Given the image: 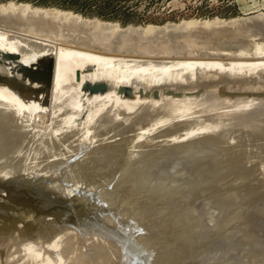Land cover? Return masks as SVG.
I'll return each mask as SVG.
<instances>
[{
    "label": "rangeland",
    "instance_id": "rangeland-1",
    "mask_svg": "<svg viewBox=\"0 0 264 264\" xmlns=\"http://www.w3.org/2000/svg\"><path fill=\"white\" fill-rule=\"evenodd\" d=\"M12 3H16V4L24 3L31 8L39 7L45 9L67 10L72 13L78 14L80 17L85 19H98L100 21L113 22L116 23L121 28L134 27V29H136L135 32L139 30V34L138 33H137L138 35L134 34L136 35V37L133 36L134 43L131 41L132 36L130 38L128 37L130 33L118 34V36L120 35L119 39L117 35H116L117 38L112 36L113 37L112 40L115 39L114 41L110 40L112 37H109L110 38L109 39L107 36L105 38L104 35L103 37H101L102 38L101 39L100 36L95 35L94 37L91 38L93 42H91L92 40L89 38L88 39L91 41L86 42L88 41V39L86 38L88 36L91 37L93 35L92 33L99 34L101 32L99 33L91 32L90 29L79 26L78 29L83 30L84 32L82 31L83 32L82 33L80 31L81 33L79 34L78 33L79 30L77 29L76 31V33H78L77 36L80 35L81 37L82 36L84 37L83 34L85 35L87 34L86 37L84 38L86 40L82 42L81 40H79V38H81L80 36L77 38L79 41L75 39L76 34L73 31H75L76 29L75 30L73 29L72 33H67V31L69 32V30L66 29L70 28L69 25L71 24L68 25L67 23H65L63 24L65 26H61L59 20L57 18H54L55 16L53 17V15L50 16L54 18L55 20L54 23L57 20L59 23L58 24L56 22L55 25H57L58 28L60 25L62 28H64L62 29L63 31L66 30L65 32H62V30L60 32L61 29L60 28L59 33L56 30L55 31L56 34H55L54 31L52 30L58 28L57 26L52 25V23L51 24L48 23V24L52 25L53 29L49 30L51 29L49 28L51 26L45 25L46 26V30H45V27H43L42 23L46 24L47 21L51 18L48 15H47L48 20H46V22L39 21L41 18L40 19L35 18L37 19L35 20L37 21V23H35L33 19L32 22H34L35 25H38L37 28L34 25H32L33 23L31 21H30L31 23L24 22L25 16L22 17V19L20 20H17L15 17L16 20L14 19L13 20L17 23V25H15V22L12 21L10 26L9 24L8 26L4 25L8 19L7 15H3L0 17V19L3 18L1 20H3L2 23H4L2 24L0 22L2 24V25L0 24V33L3 35L2 36L0 34V46L4 48V49L0 48V53H2L1 51L3 50L6 52L12 51L13 48L14 51H21V55H19L21 66L25 67L26 70H29V71L26 70L21 71V72L25 71V75L29 74L27 80L24 81V79H22L24 78L25 75L20 76L21 79L17 78L18 76L15 74V71H19L17 70L18 69L17 66H20V62H17V64L11 66L13 67L11 69L14 71V73L13 71H11L10 74H7L8 76L4 75L5 77L4 76L2 77L6 78L7 76V78H11L12 76V79L18 85L20 84V87L25 86L26 81H28L29 83L30 81L37 82L38 79L42 80L41 82L44 81V83H46V87L44 88L45 90H41L37 85H35V90L37 89L38 90L26 93L27 95H22L23 92L18 89L16 84L10 82L8 79L3 82L4 84L0 88L1 89L0 93L2 94L0 95V100H2V102L9 100L11 101V104L9 103L7 106L3 107L0 110L1 111L0 117L4 111L6 112L7 110H12V111H14L15 109L17 110V111L15 110L17 113L16 112L11 113V111L9 112V114L6 113L5 117H8L6 120H2V119L0 120V146L2 143H4L3 144L4 148L1 149L0 147V158H2L0 160V167L3 170L18 172V173L24 172L25 174L28 175V179L25 183L20 182L21 185H23L24 188L23 191H20V187L22 186L20 185V183H18L20 186L17 184L19 186V188H17V192L15 194L13 193L5 196V200L7 199L8 205L5 210V218L7 219L5 220L4 224L7 225L9 223H12V221L10 222L9 219L11 217L12 218L16 217V213H21L26 209L29 210L30 208H32L33 204H36L33 196L32 195L30 196L29 190L27 191V188L29 189L31 187L33 188L34 185L33 180L37 179L40 176H46L50 181V183L56 187L60 179L62 180V177L64 178L65 182L71 183L72 179H74V176L78 174H83L87 176L86 182L90 181L94 185L91 186L92 195L94 193L95 194L99 192L101 193L106 190V192L108 191L109 193L108 195L109 196L111 195L110 197L108 196L109 201H118L120 200V198L122 199L123 190L125 191L127 189H128L127 192L129 194L128 199H130L131 201L134 200L136 201L139 200L140 198H144L145 194L146 195L148 194L147 196H149V200L144 203L147 206L144 210L147 211V213L153 212V214L157 216L156 220H154L156 222L153 221L148 223L149 220L148 221L144 220L146 214L141 215L142 217L140 218L141 220L138 227V233H142L150 229H151L150 231L154 232L155 229H157L153 233L155 238V240L153 238L154 242L153 240L151 241L149 240V242L152 243V246L150 247L152 253L157 255V253H159V251L163 248H165V250L172 251L171 254L173 256L168 257V258L173 257L172 260H170V263L172 264H176L175 263L177 258L176 250L177 247L179 246L178 241L173 237V233H172L173 227L174 228L177 227L178 229L177 231L182 235V238L183 237H184L183 239L186 238L184 241H187L184 246L185 259L183 258L184 260L183 262H181L182 264H264V227L261 228V230L258 229L255 231V236L259 235L260 239L258 238L253 239L252 238L253 232L250 231L251 229L250 227L258 223L260 220L264 221V198L255 203L253 202L249 203V207H247L246 210H243V208H240L239 205H241L246 195H244L242 191L243 188L240 185V181L236 183V187H235L236 189L232 194L227 193L226 188L224 187L228 183V181L233 182V180L236 179H246L256 174L257 172L258 174H264V142L258 141L254 138H248L244 134L236 130L234 131L226 130L225 132V130L222 129V131L219 132L221 128L218 129V127L211 124L210 125L212 127L210 125L207 126V124L209 123L202 122V120H200L201 118L199 114L184 115L185 117L184 116L181 117L180 123H176L174 120L169 118L165 119L161 115L160 116L158 115L161 118L158 117V121H157L156 118L147 116L145 113L131 112L140 106L149 107L152 104L151 101H153V98L150 99L145 97L139 98L138 96H136L133 99H131V97L124 98L118 96L115 93L116 92L115 89L119 84H129V83H130L129 85L132 84L131 86H133L134 88H137L138 86H142L140 84H143L144 85L142 86L143 88L158 87L159 90L162 92L163 91L162 88L169 87V88H174L175 90H180L182 91V93H184L183 91H185L186 93V91L188 90L189 91H191L192 89L194 90L196 88H199L200 86V88H202V92L204 96L208 98H216L220 96L218 92L223 90V88H225V90H229L231 87L230 90H234L237 87L238 83H239L238 85H240L241 88L240 86H238L237 87L238 89L237 88L235 89L236 91H245L246 90L245 88H247L248 90L249 85L252 86V87L249 86V89L251 87L252 90L250 89L248 91H259V90L264 91V87H263L264 85H262L264 84L263 83L264 57H262L264 55V33H263L264 22L254 23L257 26L251 25L252 23L250 24L248 22L246 24H244V22L243 23L240 22L239 23L240 25L239 24L238 25L241 26V28L239 26L237 27V23H235L236 25L233 23L234 24L233 26V24H231L232 22H230L236 17H249L254 14H258L262 12L264 13V0H129V3L131 4L129 9H132V7L134 8L132 9L133 10L132 11L133 13H131L132 16H137L138 14L146 16L147 14H151V17L154 18L152 20H142L137 18H133L130 20H122L121 18L118 17H104L97 14H91L89 12H85L82 10H77L72 7L58 6L56 4H40V3H34L29 0H0V4L2 5V8L6 10L7 8L8 10H11L9 5ZM21 15H23V12H21ZM24 15L27 16L26 19L28 18L27 20L29 21L30 16L28 17L27 13ZM44 17L46 16H42V18ZM4 18H6V22H4ZM217 18L225 19L226 21L220 23L219 21H215V19ZM30 20H32V18ZM18 21L19 22L22 21V22L19 23ZM191 21L193 22L191 23ZM196 21H200V22H196ZM212 21L213 22L215 21V23L219 22L220 25H218L217 23L216 26V24H212ZM39 23L40 25L42 24L41 28H39L40 26ZM167 23L174 24L173 26L174 28L171 27L166 31L164 30L158 31L156 29L162 27ZM28 24L31 27H29ZM78 24L80 23H77V25ZM74 25H71V28H73ZM180 25L182 26V28ZM212 25L215 26L213 27ZM228 25L232 27V30L234 27L236 28H234V31L229 32L226 30L227 28L231 29V27ZM243 25L245 26L243 27ZM22 26L23 28L25 27L24 30L21 29ZM188 26L191 29H189ZM26 27L28 28L27 30H25ZM47 27L49 33L47 31ZM203 27L205 28L207 27V28L205 29ZM29 28L31 29L34 28L35 30L34 29L29 30ZM42 28H44L45 32L40 33L38 30ZM144 28L145 30H143ZM197 28L198 29L202 28V30H200L199 32ZM84 29L86 31H89V33L85 32ZM152 29L153 30L156 29L158 32L155 30L156 32L154 31L155 32L154 33ZM71 30L72 29H70V32ZM140 31L141 32L145 31L146 34H143L144 32L141 33ZM150 31H152L153 33H151ZM90 32L92 35H90ZM104 33L105 32H103V34ZM133 33L131 35H133ZM149 34L150 35L152 34L151 35L152 37ZM64 35H66L67 37ZM108 35L110 36L111 34ZM125 35L129 39L128 41H131L132 45L134 46H131V43H130L131 47L128 44H125V46L127 45L129 46V47L127 46L128 48L127 47L123 48L125 46L121 44L117 46L118 40L119 43L120 41L123 42ZM145 35H147V37ZM97 36L98 38H96ZM121 36L122 37L124 36L123 39ZM127 38L125 39L127 40ZM138 38L142 40H139ZM96 40L97 41L101 40L100 44L99 42H96ZM106 41L109 42L110 44L106 43ZM104 42L108 45L106 46ZM113 42L116 44H114ZM28 43H31L33 45L31 46V44H29L30 45L29 46ZM35 43H37V45H35ZM124 43H128V42H123L122 44ZM49 45L51 46L49 47ZM89 45H91V48ZM93 45H97V46L94 47ZM109 45H113L114 47L116 45L115 48L117 49L113 48L112 50V47ZM132 47H134L136 50L134 51L133 50L134 48ZM9 48L11 50H5ZM51 48H54L55 50L53 51L51 50ZM129 48H131L133 52ZM107 49L109 50L111 49L113 52ZM124 49L126 51H124ZM127 49H129L130 52ZM67 50L69 51L66 52ZM60 51L62 52L65 51L67 55H64L65 53L64 52L62 53ZM43 53L46 55H49L51 53L53 57V67H55V69L53 68L54 71L53 73H51L52 71L50 70L49 67V62H48L49 59H47L48 57H46V55L44 56ZM56 55L58 56L56 57ZM2 56L3 55H1L0 57ZM24 56L27 58H25ZM104 56H106L107 59H105ZM33 58H35V60ZM4 59H6V57L0 58V66L4 64L5 61ZM29 59L32 60L30 61ZM35 61L37 64L33 63L32 66L36 68L37 66L35 65H38L39 68L37 67V69L33 71V69L31 68L32 66L29 64L30 62H35ZM206 63L209 64L206 65ZM245 65H253L255 67L254 72L248 71L250 69L249 67H245L247 70H243ZM44 66L46 67L48 66V70H47L48 75L46 72L44 73L39 70L41 68H44ZM76 68H79L80 72H82L80 73V81L78 82L75 80ZM87 68H91V70L86 71ZM187 70L189 73L188 75H185V72H187ZM206 70L208 72L210 71L209 74L208 72H206ZM132 71H135L137 74L135 73L134 76H131ZM216 71L217 72L220 71L219 75L218 73L216 74ZM205 72L207 73L206 75L207 77H205V75H202ZM199 73H202L201 74L202 78L200 77L201 75ZM221 73L223 74L224 77L227 76V78H224ZM216 75L218 77L221 76V78H218ZM209 76L210 78L212 76L214 77L212 79L213 82L209 78ZM215 76L217 78H215ZM48 78L49 80H47ZM85 78L91 82L98 80L107 81L109 83V86L111 87L109 91L111 93L107 92L105 95L96 94L91 98L84 100L85 99L84 96L86 97L87 95L84 93V91H82L80 86ZM51 79H52V86H54L53 89H50ZM216 79L217 82H215ZM227 79H229L232 82L233 79L234 80L238 79L237 81L239 82L234 81L235 83L232 86H230L231 85L230 83L232 82L228 83L229 80ZM257 79H260L262 84L260 85L258 84L260 83V80L257 81L258 86L255 83H253L256 82ZM164 80H166V82ZM162 81H164L165 83ZM223 81H226L230 87L226 85L227 84L226 82L224 83ZM248 81L250 82L248 83ZM170 82L171 83L174 82L175 84L174 83H173L174 85L169 84ZM251 82L253 83V85L250 84ZM146 83L148 84L150 83V85L148 86ZM156 84L157 85L159 84L160 86L159 85L156 86ZM254 84L256 86H254ZM220 86L223 87L220 88ZM226 87L229 89H227ZM219 88L220 90H218ZM203 90H207V91L209 90V91L204 92ZM5 91L9 92L13 100L9 99V97H6V95L4 94ZM260 97H257L249 102L248 101L243 102V100H240L241 98L240 99L238 98L234 101L232 100L229 102L221 101L219 102V104L220 103L226 104L225 107H228L229 109L234 108L235 106L238 108H244L249 106L251 110H261L260 106L262 107V105H260L259 103H261V101H264V99ZM121 98L127 100L126 102H124V105L125 106L127 105L126 108L120 109L119 104L112 108L110 106L107 107L101 106L103 100H107L108 102L111 103H115V102L117 103L118 99ZM160 98L165 99L166 102L169 101L168 103H170V105L174 104L175 106L180 108L184 105L183 100L181 98L175 99L172 97H167L163 93L162 96L160 94ZM197 98L198 97L196 98L192 97L191 99H197ZM111 100H114L115 102ZM145 101H149V102H145ZM80 102L83 104V107L86 110L81 108L82 107L81 105L79 106ZM50 103L52 104V106H50ZM160 106L165 107V105H160ZM78 107L81 108V111L84 110L85 112L87 111V115H91L89 117L88 126H87V122H83L79 126V130L81 131L82 138L83 140L85 139V142H80L79 136L76 133V130L74 129L72 124L60 123L57 119V118L60 119L62 117L63 119L62 118L61 119L65 121L66 115L64 116V114H66L67 111L74 113V111H76ZM128 107H129L128 109L129 111L127 110L128 111L127 112L126 109ZM123 110L126 112H124ZM159 119L162 120V122ZM76 120H79V118L76 117L72 119V121H76ZM100 121L102 123L99 125ZM205 123L207 124L205 125ZM230 132L233 136H230L229 134ZM105 136L109 137L108 139L110 140L106 141L105 139V141H103L102 138H104ZM191 141L199 142L200 146L204 148L205 152H214V153L197 154V152H195V149L193 150L191 149L189 150L190 152H187L188 147L186 146L181 147L176 151H171L170 149H168V148H172L173 146H178L180 144H184L186 142H191ZM248 142H250L251 144ZM6 146H8V150H6ZM54 146L56 147L54 148ZM149 148L151 150L141 151ZM161 148L168 149V152L162 151ZM47 150L50 151L49 152L50 154L45 160L46 164L41 163L40 165L38 160L40 159L41 156H42L41 159H44L45 155L43 154ZM133 153L135 154L132 155ZM95 154L97 156H95ZM145 154L147 155L148 158L144 157L146 156ZM25 157L28 158L23 160ZM142 157L146 158V160L143 159ZM10 158L12 160V163H10ZM138 158H140V160ZM152 159L153 161H151ZM158 159H160V161L170 160V162H172L171 164L175 165V168L171 166H166L164 168H161L158 165L159 163H156L157 166L156 165L148 166L152 162H155L156 160H157L156 162H160ZM29 162L32 163L31 166H29ZM69 162L71 165L69 164ZM224 164L227 166L229 175L225 179H222L221 181H217V182L212 181L210 184H208L210 180L208 177L214 176L218 178L219 174L226 171V167ZM73 166H76V168L75 169L72 168ZM113 166L115 167L113 168ZM154 167L157 169H155ZM64 168L65 169L70 168L73 169V171L65 172ZM131 168L134 171L136 170L134 172L135 175L133 171H131ZM129 169L131 172L129 171ZM191 170L193 173L197 172L196 175L194 174L193 176ZM136 172L138 173V175ZM149 172H151V174ZM7 174H11V173H7ZM190 174L192 177L190 176ZM206 174H208L209 176ZM106 175L110 177V182H108V186L106 185L101 186V183H103L102 180ZM148 175H150L149 180L147 179ZM143 176L146 178H143ZM120 177H122L123 179ZM126 177L127 179H125ZM140 177H142L143 179ZM193 177H198V178H196L195 180V178ZM179 178H181L180 183H178L177 181V179ZM17 179L23 181L22 180L23 178L20 176L19 178L17 177ZM116 179L119 180V182ZM248 182L253 185L257 182V178L255 180L253 179V181L250 180ZM189 185L192 186L189 187ZM136 186L138 187L136 188ZM150 186L152 187L154 186L155 188H152ZM109 187L112 188V190ZM170 187L173 188L175 191L172 190ZM118 188H119V192H117ZM161 188L162 189L166 188V189L162 190ZM200 189L202 191H200ZM80 191L81 190L79 188H76L70 192L64 190V192L70 194L69 196H71L72 194L74 196L78 195ZM169 194L171 195L169 196ZM255 194H259L257 189ZM88 195L90 196L91 194ZM111 197L113 199H111ZM135 201L133 203H135ZM139 202H141V199L139 200ZM129 206L130 204H127L120 209L119 207H117L116 213L119 214L121 212L122 214H124V217L126 215H129V213L132 212L131 208L132 209L134 208V206L133 207L132 206L129 207ZM166 206L167 207L171 206L172 208H174V210L173 209L169 210L171 213L167 211L164 215L167 218H165L164 220L163 216L162 219L160 218V216L163 214H160L158 211L156 212V208H162V207L164 208ZM214 208L217 209L215 210ZM128 210H130L131 212L129 211L128 213ZM174 211L176 212V214ZM94 212L95 213H93V215L91 214L92 218L95 216L97 217V212L96 211ZM124 217L122 218L124 222L127 223L128 221L125 220ZM171 219H172L173 227L172 226L170 227L169 225L170 224L169 221ZM13 224L14 227L8 239L10 241H18L20 239V235H19L20 229L19 227H17V224H15L14 221ZM22 228L24 230L26 227H22ZM139 228H141L143 231ZM104 232L105 231L101 228V226H99L98 228H96L95 226L94 228L91 229L90 233L89 232L85 234L82 233L83 236L81 237V241L85 243L84 245H86L88 248L92 247L89 250H93L94 252L97 253L101 252L102 251L101 248L103 247L112 248L113 253L116 254L117 262L111 261L103 264H135L138 261V259H136L137 256H135V254L133 253V250L129 249L131 245L129 246L125 245L121 240L110 236L108 233H105L106 235L105 236ZM184 232L187 234V236L184 235ZM90 237L92 239H98L102 241L103 245L105 246L99 247L98 245L96 246L95 243L92 244L91 241L92 239ZM158 237L159 239L156 240V238ZM233 237L234 239H231ZM202 238L204 239L202 240ZM227 238H230L232 241L229 242L230 244L229 247L224 246L226 247L224 248L222 247V243ZM199 240H201V242H199ZM68 242L64 241L65 244L63 243V241L56 242L58 245L59 243H61L60 245L64 246L65 251H68L70 249L68 253L64 255V258L59 252L55 253L57 264H74V261L78 259L77 256L78 250H76V247L74 246L72 248L69 247L71 246V244L68 245V248L65 246L66 243ZM70 242L73 245V241ZM9 243L7 244L6 247L0 246L1 258L4 254L7 253V250L9 249L8 248ZM253 243L255 247L262 252V253H256L258 256L256 254L251 253V251H253L252 249L255 248L251 246V244ZM238 244L242 246L241 249L236 247V245ZM125 249L126 250L128 249L129 251L128 250L126 251ZM94 252H92V254H94ZM41 253H38L39 255L38 257L36 255L37 258L34 257L32 260H28L21 264H43L45 261V257L42 256ZM48 255H51V253ZM195 256H197V258H194ZM186 258H190V259H186ZM83 260H86V262ZM83 260H78V262L82 261V264H84L83 262H85V264L86 263L90 264L91 262V261L88 262L89 259L87 258ZM78 262H76L75 264H77ZM92 263L97 264V262L95 263L94 260L93 262H91V264Z\"/></svg>",
    "mask_w": 264,
    "mask_h": 264
},
{
    "label": "bare ground",
    "instance_id": "bare-ground-1",
    "mask_svg": "<svg viewBox=\"0 0 264 264\" xmlns=\"http://www.w3.org/2000/svg\"><path fill=\"white\" fill-rule=\"evenodd\" d=\"M4 7V6H3ZM9 7H10V9L11 10H8V8H7V10L6 9H3L2 8V5L0 4V17L1 16H3V15H7V17H8V19H7V22H6V18H4V22H6L7 23V25H6V23L4 24V23H2V21L3 20H1V19H3V18H1L0 19V22L2 23V24H4L5 26H8V24H9V26L11 25V23H12V21L13 22H15L14 20H20V19H22V17H24V22H29V23H31L32 21H33V19H34V22L35 23H37V21H35V20H37V19H35V18H41L39 21H42V22H46V20H48V16H52L53 15V17L54 18H57L58 20H59V22H60V25L61 26H65V25H63V24H65V23H67L68 25L69 24H71V25H74V27L73 28H71V25H69V27L70 28H67L66 30H69V32L67 31V33H72V31H73V29L75 30V31H73L74 33V35L76 36V40H78L77 38L80 36H77V34L79 33H81L83 30H79L78 29V27L79 26H81V27H85V28H88V29H90V31L91 32H97V33H99V32H101V33H99V34H94V33H92L91 34V32H90V35H92L91 37L90 36H88L86 39H91L92 37H94L95 35H98V36H100V38L101 37H103L104 35H105V38H106V36L109 38V37H115V38H117V36H118V34H121V33H125V34H129L128 35V37L130 38L131 36H132V42L134 41L133 40V36H135L136 37V35H134V34H139V30L137 31V32H135V30L136 29H134V27H131V28H129V27H127V28H121L120 26H118L116 23H113V22H107V21H100V20H98V19H85V18H82V17H80L78 14H75V13H72V12H70V11H67V10H59V9H45V8H39V7H34V8H31V7H29L28 5H26V4H24V3H18V4H16V3H12V4H10L9 5ZM21 12H23V15H21ZM24 12H26L27 14H28V17L30 16L31 18H32V20H30L31 18L29 17V21L26 19V15H24V14H26V13H24ZM8 13V14H7ZM19 14V15H18ZM20 15H21V17H20ZM48 15V16H47ZM20 18H19V17ZM42 16H46V17H44V18H42ZM50 16V17H51ZM5 17V16H4ZM15 17H16V19H15ZM19 19H18V18ZM53 17H51L48 21H47V23L45 24V23H42L43 24V27H45V30H46V26L47 25H50L51 23H52V25H54V26H57V25H55V23L57 22L58 23V20L54 23V18ZM47 18V19H46ZM14 19V20H13ZM23 21V20H22ZM22 21H18L19 23H21ZM31 21V22H30ZM51 21V22H50ZM215 21H219L220 23L221 22H224V21H226L225 19H219V18H217V19H215ZM215 21L213 22L212 21V24H216V26H217V23H218V25H220L219 24V22H216L215 23ZM34 22H32L33 24L32 25H34L36 28H37V26L38 25H35L34 24ZM193 21H191V23H192ZM196 22H200V21H196ZM230 22H232L231 24H235V23H237V27L240 25L239 23L240 22H244V24H246L247 22L248 23H252L251 25H256V24H254V23H256V22H264V13L262 12V13H258V14H254V15H252V16H249V17H236L235 19H233V20H231ZM229 22V23H230ZM0 23V24H1ZM41 23V22H40ZM40 23H39V25H40ZM48 23H50V24H48ZM54 23V24H53ZM77 23H80V24H78L77 25ZM1 24V25H2ZM41 24V25H42ZM59 24V23H58ZM193 24H195V23H193ZM192 24V25H193ZM207 24V23H206ZM234 24H233V26H234ZM239 24V25H238ZM3 25V26H4ZM15 25H17V23L15 22ZM22 25V24H21ZM29 25V24H28ZM39 26V28H41L42 26ZM46 25V26H45ZM52 25H50L51 27H49V28H51V29H49V30H52L53 28H52ZM59 25V28H58V26H57V28L58 29H55V30H52V31H54V33H55V31L57 30L58 31V33H59V29H60V32H61V30L62 29H64V28H62L61 26ZM76 25H77V28H76ZM190 25V24H189ZM191 25V26H192ZM201 25V24H200ZM200 25H198V26H200ZM205 25V24H204ZM210 25H211V23H210ZM236 25V24H235ZM151 26V25H150ZM174 26V24H170V23H167V24H165V25H163L162 27H159V28H156V27H154V28H156L158 31H160V30H164V31H166V30H168V29H170L171 27H173ZM181 26V25H180ZM183 26H186V25H183ZM202 26V25H201ZM207 26V25H206ZM209 26V25H208ZM213 26V25H212ZM211 26V27H212ZM215 26V25H214ZM213 26V27H214ZM228 26H230V25H228ZM245 25H243V27H244ZM257 26V25H256ZM28 27V26H27ZM26 27V29L25 30H27L28 28ZM29 27H31L30 25H29ZM33 27V26H32ZM80 27V28H81ZM178 27V26H177ZM231 27V26H230ZM240 28H241V26H239ZM20 28V27H19ZM18 28V29H19ZM25 28V27H24ZM24 28H23V26H22V28L21 29H23L24 30ZM135 28H137V27H135ZM141 28V27H140ZM140 28H138V29H140ZM174 28V27H173ZM181 28H182V26H181ZM180 28V29H181ZM186 28V27H185ZM188 28H189V26H188ZM195 28V27H194ZM199 28V27H198ZM197 28V29H198ZM203 28H205V27H203ZM207 28V27H206ZM205 28V29H206ZM234 28H236V27H234ZM234 28H233V30H232V27H231V29L230 28H227L226 30L227 31H234ZM239 28V29H240ZM31 28H29V30H30ZM32 29H34V28H32ZM31 29V30H32ZM42 29H43V31H42ZM42 29H40V30H38L40 33L41 32H45V30H44V28H42ZM70 29H72L71 30V32H70ZM77 29L79 30V32L78 33H76V31H77ZM156 29H152L153 30V32L156 30ZM189 29H191V28H189ZM188 29V30H189ZM29 30H28V32H29ZM35 30V29H34ZM65 30V31H66ZM85 30V29H84ZM143 30H145V28L143 29ZM148 30V29H147ZM156 30V31H157ZM199 30V32H200V30H202V28L201 29H198ZM236 30V29H235ZM47 31H48V27H47ZM51 31V32H52ZM65 31H63L62 30V32H65ZM81 31V32H80ZM155 31V32H156ZM157 31V32H158ZM26 32V31H25ZM36 32H37V30H36ZM84 32V31H83ZM82 32V33H83ZM85 32H88L89 33V31H86L85 30ZM103 32H105L104 34H103ZM133 32H135V33H133V35H131ZM141 32V31H140ZM144 32V33H143ZM143 32H141V33H143V34H146L145 33V31H143ZM147 32V31H146ZM151 33H153L152 31H150ZM154 32V33H155ZM163 32V31H162ZM202 32V31H201ZM33 33V32H32ZM35 33V32H34ZM48 33H49V31H48ZM53 33V34H54ZM106 33H108V34H111L110 36L108 35V34H106ZM1 34V33H0ZM36 34V33H35ZM44 34V33H43ZM56 34V33H55ZM64 34V33H63ZM112 34H114V35H112ZM137 34V35H138ZM2 35V34H1ZM34 35V34H33ZM45 35H47V34H45ZM84 35V37L82 38L81 36V38L83 39H81V38H79V40H81L82 42H84L86 39H84L85 37H86V35L85 34H83ZM102 35V36H101ZM117 35V36H116ZM150 35V34H149ZM152 35V34H151ZM150 35V36H151ZM161 35V34H160ZM164 35V34H163ZM3 36V35H2ZM13 36V35H12ZM39 36V35H38ZM42 36H44V35H42ZM50 36V35H49ZM55 36V35H54ZM64 36H66V35H64ZM71 36V35H70ZM74 36V37H75ZM98 36L96 37V38H98ZM120 36V35H119ZM119 36H118V39H119ZM146 37H147V35H145ZM156 36V35H155ZM159 36V35H158ZM8 37H9V35H8ZM40 37V36H39ZM53 37V36H52ZM67 37V36H66ZM72 37H73V35H72ZM113 37L110 39V40H112L113 39ZM122 37V36H121ZM124 37V36H123ZM123 37H122V39H123ZM144 37V36H143ZM152 37V36H151ZM18 38V37H17ZM46 38V37H45ZM95 38V39H96ZM125 38H127V36L125 35ZM124 38V39H125ZM47 39V38H46ZM73 39V38H72ZM74 39V40H75ZM88 39V41H86V42H89V41H91V40H89ZM102 39V38H101ZM124 39H123V42H128V43H124V44H122L123 42L122 41H120V43H119V40H118V45L117 46H119L120 44L121 45H124L125 46V44H128L129 46H130V43H131V46H134V45H132V42L131 41H128L129 39L127 38V40L125 39V41H124ZM139 39V38H138ZM138 39H136V40H138ZM145 39H147V38H145ZM150 39V38H149ZM13 40V39H12ZM49 40V39H48ZM69 40H71V39H69ZM78 40V41H79ZM108 40V39H107ZM115 40V39H114ZM114 40H112V41H114ZM121 40V39H120ZM135 40V41H136ZM139 40H142V39H139ZM63 41V40H62ZM64 41H65V38H64ZM100 41L101 40H96V42H99V44H100ZM111 41V42H112ZM28 42V41H27ZM39 42V41H38ZM37 42V43H38ZM81 42V43H82ZM91 42H93V40L91 41ZM91 42H90V44H91ZM95 42V41H94ZM103 42V41H102ZM101 42V43H102ZM37 43H35V45H37ZM51 43V42H50ZM72 43H74V42H72ZM80 43V42H79ZM105 43V42H104ZM106 43H109V42H107L106 41ZM105 43V44H106ZM114 43V42H113ZM112 43V44H113ZM134 43V42H133ZM137 43H138V41H137ZM29 44H31V43H28V45ZM46 44V43H45ZM69 44V43H68ZM77 44V43H76ZM93 44H95V43H93ZM110 44V43H109ZM114 44H116V43H114ZM113 44V45H114ZM136 44V43H135ZM33 44H31V46H32ZM48 45V44H47ZM108 44H106V46H107ZM113 45H109V46H111L112 47V50H113V48L114 49H117V48H115L116 47V45H115V47L113 46ZM127 45V46H128ZM30 46V45H29ZM39 46V45H38ZM41 46V45H40ZM51 45H49V47H50ZM83 46H84V44H83ZM85 46H86V43H85ZM87 46H88V44H87ZM90 46V48H91V45H89ZM94 47H96L97 45H93ZM102 46V45H101ZM100 46V47H101ZM127 46H125V47H123V48H126ZM128 46V47H129ZM130 46V47H131ZM135 46H137V45H135ZM10 47V46H9ZM48 47V48H49ZM66 47H67V45H66ZM71 47V46H70ZM99 47V48H100ZM104 47V46H103ZM102 47V48H103ZM127 47V48H128ZM0 48H3V47H1L0 46ZM65 48V47H64ZM105 48V47H104ZM107 48V47H106ZM132 48H134V47H132ZM4 49V48H3ZM14 49V48H13ZM12 49V51H10V52H17L19 55H21V51H14ZM94 49V48H93ZM96 49V48H95ZM130 50H131V48H129ZM129 49H127L129 52H130V50ZM138 49V48H137ZM2 50V49H1ZM5 50H11L10 48L9 49H5ZM51 50H55L54 48H51ZM61 50V49H60ZM75 50V49H74ZM105 50V49H104ZM107 50H109V49H107ZM111 49L109 50V51H112ZM134 51L136 50L135 48L133 49ZM133 50H131L132 52H133ZM4 51V50H3ZM69 50H67L66 52H68ZM72 51V50H71ZM116 51V50H115ZM118 51V50H117ZM124 51H126L125 49H124ZM2 52V51H1ZM6 52V51H5ZM60 52H62V51H60ZM65 54L64 55H67L66 54V52L65 51H63ZM62 52V53H63ZM113 52V51H112ZM76 53V52H75ZM77 53H78V51H77ZM79 53H81V52H79ZM125 53V52H124ZM34 54V53H33ZM84 54V53H83ZM86 54V53H85ZM111 54V53H110ZM2 55V53H0V56ZM40 55V54H39ZM43 55L45 56L46 54H44L43 53ZM73 55V54H72ZM87 55V54H86ZM94 55V54H93ZM132 55V54H131ZM58 55H56V57H57ZM2 57H6V59H4V60H2V61H4V64H2L1 66H0V88L3 86V82L5 81V80H9L10 82H12V83H14V84H16V86L18 87V89L19 90H21L22 92H23V94L22 95H27L26 93H29V92H31V91H37V90H35V85H37L38 87H39V89H41V90H45L44 88L46 87V83H44V81L43 82H41L42 80H39L38 79V81H40V82H34V81H30V83L28 82V81H26L25 83H26V85L25 86H21L20 87V84L18 85L13 79H12V76H11V78H7V74H10L11 73V71H13L11 68H13V67H11V66H14L15 64H17V62H20V59H19V57L18 58H10V57H8V56H2ZM2 57H0V58H2ZM25 57V56H24ZM46 57H48L47 59H49V67H50V70L52 71L51 73H53L54 71H53V68L55 69V67H53V61H52V59H53V57H52V55H51V53L49 54V55H46ZM69 57V56H68ZM97 57V56H96ZM100 57V56H99ZM101 57H103V56H101ZM105 57V59H107L106 58V56H104ZM25 58H27V57H25ZM24 58V59H25ZM29 58V57H28ZM31 58V57H30ZM36 58V57H35ZM35 58H33L34 60H35ZM40 58V57H39ZM41 59H42V57H41ZM103 59V58H102ZM114 59V58H113ZM7 60V61H6ZM30 60V59H29ZM32 60V59H31ZM30 60V61H31ZM43 60H45V59H43ZM73 60V59H72ZM74 60H75V58H74ZM73 60V61H74ZM110 60H111V58H110ZM22 61V60H21ZM42 61V60H41ZM106 61V60H105ZM28 62V61H27ZM36 62V61H35ZM75 62V61H74ZM98 62V61H97ZM108 62H109V60H108ZM183 62V61H182ZM195 62V61H194ZM2 63V62H1ZM226 63V62H225ZM229 63V62H228ZM23 64V63H22ZM131 64V63H130ZM177 64V63H176ZM179 64V63H178ZM207 64H209V63H206V65ZM19 65V64H18ZM24 65V64H23ZM30 65V64H29ZM55 65V64H54ZM119 65V64H118ZM140 65V64H139ZM173 65V64H172ZM227 65V64H226ZM225 65V66H226ZM229 65V64H228ZM20 66H21V62H20ZM25 66V65H24ZM26 66H28V65H26ZM222 66H224V65H222ZM16 67V66H15ZM14 67V68H15ZM18 67V66H17ZM30 67V66H29ZM46 66H44V68H41V69H39L41 72H46L47 73V70H48V66L45 68ZM110 67V66H109ZM115 67V66H114ZM119 67V66H118ZM120 67H122V66H120ZM143 67V66H142ZM157 67V66H156ZM187 67V66H186ZM245 67H249L248 69V71H251V72H254V69H255V67L253 66V65H245L244 66V68H243V70H247ZM98 68V67H97ZM155 68V67H154ZM158 68V67H157ZM163 68V67H162ZM182 68V67H181ZM17 69V68H16ZM16 69H14V70H16ZM77 69V68H76ZM109 69V68H108ZM161 69V68H160ZM165 69V68H164ZM18 70V69H17ZM91 70V68H87L86 69V71H90ZM96 70V69H95ZM104 70H106V69H104ZM120 70V69H119ZM149 70V69H148ZM159 70V69H158ZM188 70H189V68H188ZM188 70H187V72H185V75H188ZM218 70V69H217ZM22 71V70H21ZM21 71H15V74L18 76L17 78H20V76H24L25 75V71H23V72H21ZM27 71H29V70H27ZM76 71V70H75ZM83 71H84V69H83ZM195 71H196V69H195ZM72 72V71H71ZM127 72H128V70H127ZM204 72V71H203ZM206 72H208L207 70H206ZM199 73L200 75L202 74V75H205V77H207L206 75H207V73ZM210 72V71H209ZM209 72H208V74H209ZM211 72H213V71H211ZM13 73H14V71H13ZM80 73H82V72H80ZM105 73H106V71H105ZM136 72L135 71H132L131 72V76H134V74H135ZM218 73V75H219V73H220V71L219 72H217L216 71V74ZM223 73V72H222ZM221 73V74H222ZM32 74V73H31ZM74 74V73H73ZM137 74V73H136ZM214 74H215V72H214ZM220 74V75H221ZM4 75H7L6 76V78H3L2 76H4ZM29 75V74H28ZM28 75H25L24 76V78H22V79H24V81L25 80H27V77H28ZM47 75H48V73H47ZM202 75L200 76L201 78H202ZM213 75V74H212ZM225 75V74H224ZM210 76H211V74H210ZM210 76H209V78H210ZM214 76V75H213ZM211 77L210 79L212 80L214 77ZM217 76V75H216ZM215 76V78H217ZM222 76H223V74H222ZM226 76V75H225ZM5 77V76H4ZM31 77V76H30ZM47 77V76H46ZM195 77H196V74H195ZM224 77V76H223ZM260 77H262V76H260ZM13 78H15V77H13ZM52 78V77H51ZM201 78H199V79H201ZM204 78V77H203ZM218 78H221V76L220 77H218ZM224 78H227V76L226 77H224ZM238 78V77H237ZM21 79V78H20ZM37 79V78H36ZM86 79V78H85ZM85 79H84V81H85ZM195 79V78H194ZM193 79V80H194ZM198 79V80H199ZM205 79V78H204ZM208 79V78H207ZM231 79V78H230ZM34 80V79H33ZM46 80V79H45ZM47 80H49V78L47 79ZM46 80V81H47ZM53 80H54V77H53ZM75 80L78 82V81H80V78L79 79H77L76 77H75ZM74 80V81H75ZM87 80V79H86ZM219 80V79H218ZM227 80H229V79H227ZM238 80V79H237ZM236 79L234 80L233 79V82L232 81H228V83L229 82H232V83H230L231 85L230 86H232L235 82H239V81H237ZM244 80V79H243ZM260 79H257L256 80V82H253V83H255L257 86H258V84L260 85V84H262L261 83V80H260V83H258L257 84V81H259ZM17 81V80H16ZM83 81V82H84ZM165 82H166V80H164ZM164 81H162V82H164ZM207 81V80H206ZM209 81V80H208ZM235 81V82H234ZM247 81V80H246ZM51 86H50V89H53V87L54 86H52V79H51ZM82 82V83H83ZM141 82V81H140ZM161 82V83H162ZM164 82V83H165ZM178 82V81H177ZM180 82V81H179ZM201 82H202V80H201ZM212 82H213V80H212ZM211 82V83H212ZM215 82H217V79H216V81ZM224 83L226 82V81H223ZM242 82H244V81H242ZM250 81H248V83H249ZM263 82V81H262ZM59 83V82H58ZM57 83V84H58ZM143 83V82H142ZM158 83V82H157ZM161 83H160V85H161ZM174 83V82H173ZM173 83H169V84H173ZM194 83H195V81H194ZM206 83H209V82H206ZM227 83V82H226ZM228 83L226 84V85H228ZM253 83L251 82L250 84H252L253 85ZM264 83V82H263ZM81 84V83H80ZM130 84V83H129ZM136 84V83H135ZM139 84V83H138ZM148 86L150 85V83L148 84V83H146ZM168 84V83H167ZM167 84H165V85H167ZM175 84V83H174ZM173 84V85H174ZM187 84V83H186ZM213 84V83H212ZM223 84V83H222ZM237 84V83H236ZM239 84V83H238ZM237 84V87L238 86H240V85H238ZM240 84H242V83H240ZM254 84V86H256ZM23 85V84H22ZM49 85V84H48ZM55 85V84H54ZM132 85V84H131ZM140 85H142V86H144L143 84H140ZM153 85H154V83H153ZM159 85V84H158ZM157 84H156V86H158ZM159 85V86H160ZM164 85V86H165ZM179 85H180V83H179ZM179 85H177V86H179ZM191 85H194V84H191ZM197 85V84H196ZM196 85H195V88H196ZM225 85V84H224ZM262 85H264V84H262ZM261 85V86H262ZM36 86V87H37ZM111 86H113V85H111ZM229 86V85H228ZM227 86V87H228ZM229 86V87H230ZM249 86H251V85H249ZM249 86H248V90H250L251 89V87H250V89H249ZM254 86H253V88H254ZM133 87V86H132ZM136 87V86H135ZM139 87V86H138ZM138 87L137 88H134L133 87V90H136V89H138ZM200 87V86H199ZM219 87V86H218ZM223 86H220V88H222ZM226 87V88H227ZM236 87V88H237ZM264 87V86H263ZM57 88V87H56ZM80 88L82 89V84H81V86H80ZM110 86H109V88H108V90H106L105 92H93V93H91V94H89V92L88 91H85V90H83L82 89V91H84V93L87 95L86 97L84 96V100H86V99H89V98H91L92 96H94V95H105L107 92L108 93H111V92H109L110 91ZM152 88V87H151ZM220 88L218 89V90H220ZM235 88V89H236ZM240 88H241V86H240ZM239 88V89H240ZM143 89H146V88H143ZM150 89V88H149ZM163 89V88H162ZM174 89V88H173ZM180 89V88H179ZM182 89H183V87H182ZM202 89V88H201ZM207 89V88H206ZM227 89H229V88H227ZM230 89H231V87H230ZM229 89V90H230ZM233 89V88H232ZM234 89V90H235ZM238 89V88H237ZM246 90L245 91H248L247 90V88H245ZM1 90V89H0ZM77 90V89H76ZM80 90V89H79ZM116 94L118 95V96H121V97H131V99H133L134 97H136V96H138L139 98H148V99H150V98H153V101H151L152 102V104L149 106V107H146V106H140V107H137V109H135L134 111H131V112H140V113H145L147 116H150V117H154V118H156L157 119V121H158V117L161 115V116H163V118H165V119H167V118H169V119H172V120H174L176 123H180V121H181V117L182 116H184V115H188V114H199L200 115V120H202V122H207V123H209V124H207V123H205V125L207 124V126H209L210 124L211 125H214V126H216V127H218V129H220L219 130V132L220 131H222V129H224L225 130V132H226V130H228V131H234V130H236V131H239V132H241L242 134H244L246 137H248V138H254V139H256V140H258V141H261V142H264V101H261V103H259L260 105H262V107L260 106V108H261V110H251L250 108H249V106H247V107H244V108H238V107H234V108H231V109H229L228 107H225L226 106V104H219V102H221V101H234V100H236V99H240V100H243V102H249V101H251V100H254L255 98H257V97H260V96H258V95H255V94H252V95H249V96H251V97H248L247 95H234V96H226V95H221L220 94V92L222 91H216V92H218V94H220V96H218V97H216V98H208V97H206V96H204V94H203V92H202V90H201V92H200V94H186L185 93V91H183L184 93H182V96H175V95H169V94H165V96H167V97H172V98H181L182 100H183V106L180 108V107H177V106H175L174 104L173 105H170V103H168L169 101H165V99H162V98H160V97H158V98H156V97H154V96H141V95H139L138 93H136V92H134L131 96H129V95H125V94H119L118 92H117V87H116ZM114 90V91H115ZM193 90V89H192ZM191 90V91H192ZM195 90V89H194ZM223 90H225V88H223ZM252 90V89H251ZM253 90H255V89H253ZM257 90V89H256ZM113 91V90H112ZM189 91V90H188ZM204 92H206L207 90H203ZM209 91V90H208ZM207 91V92H208ZM260 91V90H259ZM52 92V91H51ZM182 92V91H181ZM211 92V91H210ZM216 92H214V93H216ZM254 92H256V91H254ZM25 93V94H24ZM5 95H6V97H9V99H12L13 100V98L10 96V94H9V92H7V91H5V93H4ZM0 95H2L1 93H0ZM161 96H162V93H161ZM24 97V96H23ZM80 97V96H79ZM82 97V96H81ZM196 98V97H198L197 99H191V98ZM51 98V97H50ZM260 98H263L264 99V97L263 96H261ZM83 100V101H84ZM111 101H113V102H115L114 100H111ZM127 100H125V99H118V101H117V103L115 102V103H111V102H108L107 100H103L102 101V104H101V106H105V107H107V106H110L111 108L112 107H115L116 105H118L119 104V106H120V109H123V108H126V106L124 105V102H126ZM51 102V101H50ZM65 102V101H64ZM145 102H149V101H145ZM11 104V101L9 100V101H3L2 102V100H0V110L3 108V107H5V106H7L8 104ZM142 104H144V103H142ZM249 104V103H248ZM82 106L81 108H83V109H85L84 107H83V104L80 102L79 103V106ZM130 105V104H129ZM133 105V104H132ZM160 105H165V107H162V106H160ZM43 106V105H42ZM50 106H52V104L50 103ZM38 107V106H37ZM44 107V106H43ZM42 107V108H43ZM52 108V107H51ZM81 108H79L78 107V109H76V111H74V113H71V112H69V111H67L66 112V114H64V116L66 115V120L65 121H63L61 118L59 119V118H57L58 119V121L60 122V123H66V124H72V126L74 127V129L76 130V133L78 134V136H79V140H80V142H85V139L83 140V138H82V133H81V131L79 130V126L83 123V122H87V126H88V122H89V117L91 116V115H87V111L85 112V110L84 111H81ZM40 109V108H39ZM129 109V107L126 109V111ZM16 110V109H15ZM12 111V110H7L6 112L4 111H2L3 113H2V115H1V117H0V120L2 119V120H6L8 117H5V115H6V113H8L9 114V112L11 111V113H14V112H16V111ZM33 110H35V109H33ZM124 111V110H123ZM126 111H124V112H126ZM129 111V110H128ZM127 111V112H128ZM19 112V111H18ZM83 112H84V114H83ZM96 112H97V110H96ZM0 113H1V111H0ZM17 113V112H16ZM42 113V112H41ZM58 113V112H57ZM94 113V112H93ZM92 113V114H93ZM56 114V113H55ZM59 114V113H58ZM159 115V116H158ZM192 116V115H191ZM79 118V120H76V121H72V119H74V118ZM185 117V116H184ZM159 118H161V117H159ZM162 118V119H163ZM104 119V118H103ZM160 120V119H159ZM164 120V119H163ZM161 122H162V120H160ZM159 121V122H160ZM72 122V123H71ZM102 122L100 121V123H99V125L101 124ZM111 123V122H110ZM29 125V124H28ZM44 125V124H43ZM189 125V124H188ZM210 125V126H211ZM55 126V125H54ZM204 126V125H203ZM212 127V126H211ZM216 127H214V128H216ZM205 128V127H204ZM217 129V130H218ZM50 130V129H49ZM129 130V129H128ZM215 130V129H214ZM223 130V131H224ZM25 131V130H24ZM51 131H52V128H51ZM95 131V130H94ZM172 131H174V130H172ZM207 131V130H206ZM26 132V131H25ZM217 132V131H216ZM218 132V133H219ZM238 132V133H239ZM40 133V132H39ZM97 133V132H96ZM109 133V132H108ZM101 134V133H100ZM103 134V133H102ZM105 134V133H104ZM220 134V133H219ZM224 134V133H223ZM230 134V136H233L232 134H231V132L229 133ZM40 135V134H39ZM226 135H227V133H226ZM224 137V136H223ZM109 137H107V136H105L104 138H102L103 139V141H105V139H106V141H108V140H110V139H108ZM126 138V137H125ZM236 139V138H235ZM241 139V138H240ZM32 140H35V139H32ZM247 142V141H246ZM245 142V143H246ZM28 143V142H27ZM242 143H243V141H242ZM248 143H250V142H248ZM3 144L4 143H2L1 144V149L2 148H4V146H3ZM251 144V143H250ZM109 145V144H108ZM244 145V144H243ZM184 146H186V147H188V150H187V152H190L189 150H193V149H195V152H197V154L199 153H201V154H211V153H214V152H205L204 151V148H202L201 146H200V144H199V142H194V141H191V142H186V143H184V144H180V145H178V146H173L172 148H168V149H170L171 151H176L177 149H179V148H181V147H184ZM248 146V145H247ZM56 146H54V148H55ZM107 147V146H106ZM109 147V146H108ZM252 147V146H251ZM113 149V148H112ZM168 149H162L161 148V150L162 151H167L168 152ZM248 149V148H247ZM6 150H8V146H6ZM33 150V149H32ZM100 150V149H99ZM147 150H151L150 148L149 149H144V150H141V151H147ZM250 150H251V148H250ZM141 151H138V152H141ZM50 151L49 150H47V151H45L44 152V154L43 155H45V157H44V159H41V157H40V159L38 160V162L40 163V165H41V163H43V164H46V162H45V160L47 159V157H48V155L50 154L49 153ZM101 152H103V151H101ZM105 152V151H104ZM253 152V151H252ZM255 152V151H254ZM135 153H137V152H135ZM135 153H133L132 155H134ZM151 153V152H150ZM156 153V152H155ZM256 153V152H255ZM259 153V152H258ZM260 153H261V151H260ZM107 154H108V152H107ZM106 154V155H107ZM126 154V153H125ZM148 154V153H147ZM217 154V153H216ZM24 155V154H23ZM100 155V154H99ZM102 155V154H101ZM104 155H105V153H104ZM146 155V154H145ZM152 155V154H151ZM150 155V156H151ZM95 156H97L96 154H95ZM103 156V155H102ZM109 156H110V154H109ZM263 156V155H262ZM101 157V156H100ZM112 157V156H111ZM130 157V156H129ZM144 157H147V155L146 156H144ZM153 157V156H152ZM257 157H259V156H257ZM26 158H28V157H25L23 160H25ZM113 158V157H112ZM111 158V159H112ZM136 158V157H135ZM143 158V157H142ZM148 158V157H147ZM157 158V157H156ZM159 158V157H158ZM160 158H163V157H160ZM165 158V157H164ZM261 158V157H260ZM2 158H0V160H1ZM74 159V158H73ZM139 160H140V158H138ZM143 159H145L146 160V158H143ZM81 160V159H80ZM97 160V159H96ZM101 160V159H100ZM102 160H103V158H102ZM159 161H160V159H158ZM133 161H135V160H133ZM141 161H143V160H141ZM140 161V162H141ZM149 161H150V159H149ZM151 161H153V159L151 160ZM157 161V160H156ZM152 162L150 165H148V166H154V165H156L157 166V164L156 163H159L158 165L161 167V168H164V167H166V166H171V167H174L175 168V165H173V164H171L172 162H170V160H163V161H160V162ZM262 161H263V159H262ZM81 162V161H80ZM90 162H92V161H90ZM90 162H88V163H90ZM112 162V161H111ZM114 162H115V160H114ZM128 162V161H127ZM126 162V163H127ZM131 162V161H130ZM10 163H12V160H11V158H10ZM109 163V162H108ZM134 163V162H133ZM65 164H67V163H65ZM64 164V165H65ZM69 164H70V162H69ZM76 164V163H75ZM78 164V163H77ZM84 164V163H83ZM115 164H117V163H115ZM143 164V163H142ZM262 164V163H261ZM32 165V163L31 162H29V166H31ZM71 165V164H70ZM112 165H114V164H112ZM126 165V164H125ZM124 165V166H125ZM127 165H129V164H127ZM198 165H200V164H198ZM225 165V164H224ZM258 165V164H257ZM67 166H69V165H67ZM116 166V165H115ZM115 166H113V168L115 167ZM123 166V167H124ZM132 166V165H131ZM147 166V167H148ZM155 166V167H156ZM196 166V165H195ZM194 166V167H195ZM212 166V165H211ZM5 167H7V166H5ZM5 167H3V168H5ZM88 167V166H87ZM90 167V166H89ZM117 167V166H116ZM143 167V166H142ZM141 167V168H142ZM154 167V168H155ZM199 167V166H198ZM225 167H226V171H224L223 173H221V174H219V177L217 178V177H214V176H210V177H208L210 180H209V183L208 184H210L212 181H221L222 179H225L228 175H229V173H228V169H227V166L225 165ZM259 167V166H258ZM72 168H76V166H73ZM86 168V167H85ZM91 168H93V167H91ZM122 168V167H121ZM126 168V167H125ZM128 168V167H127ZM145 168V167H144ZM212 168V167H211ZM108 169V168H107ZM112 169V168H111ZM118 169V168H117ZM139 169V168H138ZM138 169H137V171H138ZM155 169H157V168H155ZM197 169H199V168H197ZM257 169V168H256ZM260 169V168H259ZM86 170V169H85ZM125 170V169H124ZM151 170H152V168H151ZM194 170V169H193ZM211 170V169H210ZM263 170V169H262ZM64 171L66 172V171H73V169H70V168H64ZM110 171V170H109ZM129 171H130V169H129ZM131 171H133V173L136 171H134L132 168H131ZM130 171V172H131ZM148 171V170H147ZM203 171V170H202ZM214 171V170H213ZM216 171V170H215ZM88 172V171H87ZM104 172H106V171H104ZM111 172V171H110ZM109 172V173H110ZM115 172H116V169H115ZM157 172H160V171H157ZM191 172H192V170H191ZM255 172V171H254ZM108 173V172H107ZM127 173V172H126ZM133 173H131V174H133ZM137 173V172H136ZM140 173V172H139ZM144 173V172H143ZM150 174H151V172H149ZM193 173V172H192ZM191 173V174H192ZM196 173L197 172H194L193 173V176H194V174L196 175ZM213 173H215V172H213ZM212 173V174H213ZM256 173V172H255ZM260 173H262V172H260ZM88 174H90V173H88ZM92 174V173H91ZM95 174V173H94ZM153 174V173H152ZM175 174H177V173H175ZM189 174V173H188ZM191 174H190V176H191ZM203 174H204V172H203ZM210 174V173H209ZM115 175V174H114ZM114 175H113V177H114ZM119 175H120V173H119ZM126 175V174H125ZM134 175H135V173H134ZM137 175H138V173H137ZM141 175V174H140ZM199 175V174H198ZM200 175H202V174H200ZM206 175H208V174H206ZM91 176V175H90ZM122 176V175H121ZM127 176V175H126ZM133 176V175H132ZM142 176V175H141ZM209 176V175H208ZM218 176V175H217ZM86 177L87 176H85V175H83V174H78V175H76V176H74V179H72V181H71V183L70 182H65L64 181V178L62 177V180L60 179V181H59V183L56 185V187L55 186H53L51 183H50V181L48 180V178L46 177V176H40V177H38L37 178V180H36V184H34L33 185V188L31 187L30 189L29 188H27V191L29 190V194H30V196L32 195L33 196V198H34V201H35V203L36 204H33V206H32V208H30L29 210H24V211H22L21 213H16V217H14V218H8L9 220H10V222L12 221V223H9V224H7V225H5L4 224V222H5V220L7 219V218H5V210H6V208H7V199L5 200V196H7L8 194L10 195V194H15L16 192H17V188H19V186L21 185V183H20V185L18 184V183H12V184H10V185H8V186H0V246L1 247H6L7 246V244L9 243V249L7 250V253L6 254H4L3 256H2V258L0 257V264H21V263H23V262H26V261H28V260H32L34 257H36V255H37V257L39 256L38 255V253H41L42 254V256H44L45 257V261H44V263L43 264H57L56 263V256H55V253H57V252H59L61 255H62V257L64 258V255H66L67 253H68V251L70 250H68V251H65L64 250V246L62 245H60L61 243H59V245L56 243V242H58V241H63V243H64V241H69L68 243H66V247L68 248V245H70L71 244V246H69V247H76V250H78L77 252V256H78V259L77 260H75L74 261V264L76 263V262H78V260H83V259H85V258H87V259H89V261L88 262H93V260L95 261V263L97 262V264H103V263H106V262H111V261H116L117 262V259H116V254H114L113 253V251H112V248L111 247H103V248H101V250L102 251H104L103 249H105L106 251L104 252V255H102L101 253L99 254V253H97V252H94L93 250H89V249H91L92 247H87L86 245H84L85 243H83L82 241H81V237L83 236L82 235V233H90V231H91V229L92 228H94L95 226H96V228H98L99 226H101V228L105 231L104 232V235H105V233H108L110 236H112V237H114V238H118L119 240H121L125 245H127V246H129V245H131V247L129 248V249H132L133 250V253L135 254V256H137L136 257V259H138V261L135 263V264H172V263H170V260H172V258H168L169 256H173L172 254H171V252L172 251H170V250H165V248H163V249H161L160 251H159V253H157V255L156 254H153L152 253V250H151V246H152V243L151 242H149V240L151 241V240H153V238H154V235H153V233L157 230V229H155V231L154 232H152V231H150V230H146L145 232H142V233H138V227H139V223H140V218L142 217L141 215H145L146 214V216H145V219L144 220H146V221H148L149 220V222L148 223H150V222H153L154 220H156V217L157 216H155L154 214H153V212L151 213H147V211H145L144 209L147 207L144 203L146 202V201H148L149 200V196H147L146 194H145V197L144 198H140L141 199V202H139V200H134L135 201V203H133L134 201H131L130 199H128L129 198V194H128V192H127V190H123V197H122V199L120 198V200H118V201H109V197L111 196H109L108 194V191L106 192V190L105 191H103V192H99V193H94L93 195H92V191H91V186H94L90 181H87L86 182ZM92 177V176H91ZM96 177V176H95ZM103 177V176H102ZM112 177V176H111ZM119 177V176H118ZM125 177V176H124ZM182 177V176H181ZM192 177V176H191ZM190 177V178H191ZM199 177V176H198ZM198 177H193V178H195V180H196V178H198ZM203 177V176H202ZM202 177H201V179H202ZM120 178H122V177H120ZM137 178V177H136ZM135 178V179H136ZM140 178H142V177H140ZM143 178H146V177H144L143 176ZM142 178V179H143ZM149 178H150V175H148V177H147V179L149 180ZM173 178V177H172ZM200 178V177H199ZM257 178V182L255 183V184H251V183H249L248 181H253V179L255 180ZM17 179V178H16ZM123 179V178H122ZM125 179H127V177L125 178ZM146 179V180H147ZM207 179V178H206ZM1 180V182H4V181H7V180H9L8 178H6V177H4V178H1L0 179ZM17 180H20V179H17ZM94 180V179H93ZM117 180V179H116ZM137 180H139V179H137ZM145 180V181H146ZM180 180H181V178H179V179H177V181H178V183H180ZM103 183H101V186H104V185H106V186H108V182H110V177L109 176H104V178H103ZM118 182H119V180H117ZM116 181V182H117ZM121 181H123V180H121ZM198 181V180H197ZM201 181V180H200ZM238 181H240V185L242 186V191H243V193H244V195H246V197L244 198V203H243V201H242V203H241V205H239L240 206V208H243V210H246L247 209V207H249V203H255V202H257V201H259V200H262L263 198H264V174H258V172L256 173V174H254V175H252L251 177H249V178H246V179H236V180H233V182L232 181H228V183L224 186L225 188H226V191H227V193H233L234 191H235V187H236V183L238 182ZM117 182V183H118ZM135 182V181H134ZM139 182H141V181H139ZM187 182V181H186ZM185 182V183H186ZM196 182V181H195ZM202 182V181H201ZM204 182V181H203ZM25 183V182H24ZM70 183V184H69ZM115 183V182H114ZM124 183V182H123ZM137 183V182H136ZM188 183V182H187ZM19 186H18V185ZM23 184V183H22ZM133 184V183H132ZM138 184H140V183H138ZM137 184V185H138ZM141 184H143V183H141ZM203 184H206V183H203ZM45 185H47V186H45ZM113 185V184H112ZM128 185H129V182H128ZM131 185V184H130ZM145 185V184H144ZM178 185V184H177ZM184 185V184H183ZM200 185V184H199ZM22 187H20V191H23L24 190V188H23V185H21ZM139 186V185H138ZM138 186H136V188L138 187ZM176 186V185H175ZM192 185H189V187H191ZM201 186V185H200ZM27 187V186H26ZM25 187V188H26ZM114 187V186H113ZM123 187H125V186H123ZM135 187V186H134ZM141 187H142V185H141ZM140 187V188H141ZM149 187V186H148ZM150 187H152V186H150ZM172 187H174V186H172ZM76 188H79L81 191H80V193L78 194V195H75V196H77V197H75L73 194L71 195V196H69L70 194H68L67 192H64V190H66V191H72V190H74V189H76ZM110 188V187H109ZM152 188H155L154 186L152 187ZM169 188V187H168ZM167 188V189H168ZM171 188V187H170ZM202 188V187H201ZM228 188V189H227ZM230 188V189H229ZM111 190H112V188H110ZM162 189V188H161ZM161 189H160V191H161ZM164 189V188H163ZM162 189V190H163ZM166 189V188H165ZM164 189V190H165ZM172 190H174L173 188H171ZM170 189V190H171ZM256 189H257V191L259 192V194H255V192H256ZM30 190H32V191H30ZM186 190H189V189H186ZM155 191H157V190H155ZM175 191V190H174ZM180 191V190H179ZM183 191H185V190H183ZM182 191V192H183ZM191 191V190H190ZM200 191H202L201 189H200ZM25 192H26V190H25ZM117 192H119V188H118V191ZM132 192V191H131ZM148 192V191H147ZM166 192V191H165ZM172 192V191H171ZM189 192V191H188ZM187 192V193H188ZM111 193V192H110ZM138 193V192H137ZM88 194H91L90 196L88 195ZM131 194V193H130ZM133 194V193H132ZM179 194H180V192H179ZM171 194H169V196H170ZM109 196V197H108ZM153 196H155V195H153ZM27 197V196H26ZM171 197H173V196H171ZM170 198V197H169ZM111 199H113L112 197H111ZM117 199V198H116ZM138 199V198H137ZM143 199V200H142ZM145 200V201H144ZM165 200V199H164ZM183 200V199H182ZM172 201V200H171ZM169 202V201H168ZM178 202V201H177ZM203 202V201H202ZM204 203H205V201H204ZM127 204H130V206H134V208L132 209L131 208V211L130 210H128V213H129V211L131 212V213H129V215H126L125 217H124V214H122L121 212L118 214V213H116V208L117 207H119V209L120 208H122V207H124L125 205H127ZM138 204V205H137ZM168 204V203H167ZM170 204V203H169ZM173 204V203H172ZM177 204V203H176ZM194 204V203H193ZM192 204V205H193ZM203 204V203H202ZM129 206V207H130ZM177 206H179V205H177ZM204 206H206V205H204ZM128 207V208H129ZM191 207V206H190ZM189 207V208H190ZM209 207V206H208ZM188 208V209H189ZM211 208H213V207H211ZM171 209H173L174 210V208H172L171 206H166V207H162V208H156V212L158 211L160 214H163V215H161L160 216V218L162 219V216H163V219L165 220V218H167V217H165L164 215H165V213L168 211V212H170L169 210H171ZM215 210L217 209V208H214ZM155 210V209H154ZM94 211H96L97 212V217L95 216V217H93L92 218V216H91V214L93 215V213H95ZM176 211V210H175ZM174 211V212H175ZM143 212H145V213H143ZM155 212V213H156ZM186 212V211H185ZM190 212V211H189ZM205 212V211H204ZM126 213V212H125ZM171 213V212H170ZM175 214H176V212H175ZM169 215V214H168ZM173 215V214H172ZM171 215V216H172ZM159 216V215H158ZM167 216V215H166ZM122 217H124L125 218V220H127L128 222V224L127 223H125L124 222V220H123V218ZM144 217V216H143ZM160 218H159V220H160ZM143 219V218H142ZM173 219H174V217H173ZM176 220V219H175ZM13 221H14V223L15 224H17V227H19V235H20V239L18 240V241H10L8 238H9V236H10V234H11V232H12V230H13ZM174 221V220H173ZM154 222H156V221H154ZM169 225H170V227L172 226L173 227V225H172V219L169 221ZM202 223V222H201ZM147 224V223H146ZM160 224V223H159ZM2 225V226H1ZM138 225V226H137ZM144 225V224H143ZM152 225V224H151ZM164 225V224H163ZM163 225H162V227H163ZM22 227H26L24 230H23V228ZM180 227H182V226H180ZM212 227V226H211ZM264 227V221H262V220H260L258 223H256L255 225H253L252 227H250L251 229H250V231L251 232H253V235H252V238L253 239H256V238H258V239H260V236L258 235V236H255V231L256 230H258V229H260L261 230V228H263ZM198 228V227H197ZM139 229H141V228H139ZM142 230V229H141ZM140 230V231H141ZM163 230V229H162ZM178 229H177V227L176 228H172V233H173V237L178 241V243H179V246L177 247V250H176V253H177V258H176V264H182L181 262H183V260L185 259L184 258V246H185V244H186V242L187 241H184L185 239H183L182 238V235L177 231ZM236 230H238V229H236ZM100 231V230H99ZM143 231V230H142ZM186 232V231H185ZM184 232V235L185 236H187V232L185 233ZM160 235V234H159ZM181 235V236H180ZM197 235V234H196ZM106 236V235H105ZM161 236V235H160ZM202 236H203V234H202ZM107 237H109V236H107ZM156 237V236H155ZM205 237V236H204ZM91 238V237H90ZM198 238V237H197ZM92 239V238H91ZM148 241H147V240ZM157 239H159V237L158 238H156V240ZM196 239V238H195ZM204 238H202V240H203ZM231 239H234V237L233 238H231ZM230 238H227L225 241H223V243H222V247H224V246H227V247H229V242H231L232 240H231ZM154 240H155V238H154ZM154 240H153V242H154ZM198 240V239H197ZM70 241H73V245H72V243L70 242ZM92 241V244H96V246L98 245L99 247H101V246H105V245H103V242L102 241H100V240H98V239H92L91 240ZM157 242V241H156ZM155 242V243H156ZM199 242H201V240H199ZM198 242V243H199ZM102 243V244H101ZM193 243V242H192ZM191 243V244H192ZM195 243H197V242H195ZM65 244V243H64ZM190 244V243H189ZM194 244V243H193ZM91 245V244H90ZM168 245V244H167ZM251 246L252 247H255V245H254V243L253 244H251ZM236 247H238V248H242V246L240 245V244H238V245H236ZM124 248H126V247H124ZM128 248V247H127ZM188 248H189V246H188ZM224 248H226V247H224ZM239 249V250H240ZM100 250V251H101ZM126 250V249H125ZM128 250V249H127ZM126 250V251H127ZM187 250V249H186ZM253 251H251V249H250V251H251V253L252 254H256V253H262L259 249H257L256 247L254 248V249H252ZM129 251V250H128ZM75 252V251H74ZM92 252H94V254H92ZM115 252V251H114ZM189 252V251H188ZM198 252V251H197ZM51 253V255H48V254H50ZM192 253V252H191ZM231 253V252H230ZM126 254H128V253H126ZM130 255V254H129ZM187 255V254H186ZM198 255V254H197ZM257 255V254H256ZM50 256V257H49ZM233 256V255H232ZM249 256V255H248ZM258 256V255H257ZM36 257V258H37ZM175 257V256H174ZM184 258V259H183ZM194 258H197V256H195ZM224 258V257H223ZM233 258V257H232ZM249 258V257H248ZM186 259H190V258H186ZM231 259V258H230ZM238 259H239V257H238ZM237 259V260H238ZM258 259V258H257ZM262 259V258H261ZM236 260V261H237ZM253 260V259H252ZM83 261H85L86 262V260H83ZM236 261H234V262H236ZM85 262H83L84 264H85ZM91 262H90V264H91ZM224 262V261H223ZM256 262V261H255ZM232 263V262H231ZM259 263V262H258ZM77 264H82V261L81 262H78ZM86 264H89V263H86ZM93 264V263H92Z\"/></svg>",
    "mask_w": 264,
    "mask_h": 264
},
{
    "label": "water",
    "instance_id": "water-1",
    "mask_svg": "<svg viewBox=\"0 0 264 264\" xmlns=\"http://www.w3.org/2000/svg\"><path fill=\"white\" fill-rule=\"evenodd\" d=\"M2 55L8 56L10 58H18L19 57V54L17 52H10V51L9 52L2 51ZM262 57H264V55ZM52 61H53V59H52ZM33 63L37 64L36 62H30V65L32 66ZM35 66L38 67V65H35ZM37 67L35 68L32 66L31 68L34 71L35 69H37ZM18 70L21 71V70H26V69H25V67L18 66ZM75 77L77 79L80 78V69L79 68H77L75 71ZM108 88H109V83L105 80H98V81H92V82L89 80H85L82 83V89L85 91H88L89 94H91L93 92H105L106 90H108ZM162 90L163 91L161 92L158 87H152L150 89L149 88L143 89L142 86H139L138 89L133 90V87L129 84H119L117 86V92L119 94H125V95H129V96H131L134 92L138 93L141 96H144V95L145 96H154L156 98L160 97L161 93L169 94V95L173 94L175 96H182V92L180 90H175V89L169 88V87H164ZM201 90L202 89L199 87V88H196L195 90H192V91H186V94H196L197 95V94H200ZM220 94L222 96L223 95H226V96L247 95L248 97H251L249 95L255 94V95L264 97V91L263 90L262 91H256V92H254V91L222 90L220 92ZM7 173H11V174H7ZM24 174H25L24 172L18 173V172L3 170L0 167V179L4 178V177L9 179V180L4 181V182H1V180H0V186H8V185L12 184L13 182L14 183L26 182L28 179V175L25 174V176H24ZM19 176L23 178L22 179L23 181L16 179L17 177L19 178ZM35 180H37V179H35ZM35 180H33V184H36ZM103 250L104 251L99 252V254L101 253L102 255H104V252L106 250L105 249H103Z\"/></svg>",
    "mask_w": 264,
    "mask_h": 264
},
{
    "label": "trees",
    "instance_id": "trees-1",
    "mask_svg": "<svg viewBox=\"0 0 264 264\" xmlns=\"http://www.w3.org/2000/svg\"><path fill=\"white\" fill-rule=\"evenodd\" d=\"M40 4H56L62 7H72L77 10L97 14L104 17H118L122 20H130L133 18L142 20H152L151 14L146 16L138 14L132 16V9L129 0H29Z\"/></svg>",
    "mask_w": 264,
    "mask_h": 264
}]
</instances>
